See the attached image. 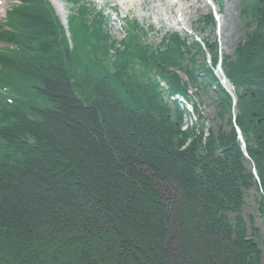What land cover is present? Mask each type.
I'll list each match as a JSON object with an SVG mask.
<instances>
[{
    "label": "trees",
    "instance_id": "obj_1",
    "mask_svg": "<svg viewBox=\"0 0 264 264\" xmlns=\"http://www.w3.org/2000/svg\"><path fill=\"white\" fill-rule=\"evenodd\" d=\"M87 13L69 18L70 44L46 0L14 10L16 49L0 53V264H264V0H240L243 31L222 60L237 109L233 121L217 83L215 130L201 117L182 129L149 77L172 92L185 89L174 69L195 82L186 38L154 52L128 34L110 54ZM252 188L259 224L243 213Z\"/></svg>",
    "mask_w": 264,
    "mask_h": 264
},
{
    "label": "rangeland",
    "instance_id": "obj_2",
    "mask_svg": "<svg viewBox=\"0 0 264 264\" xmlns=\"http://www.w3.org/2000/svg\"><path fill=\"white\" fill-rule=\"evenodd\" d=\"M6 1L7 7L9 4H11L12 0ZM89 1L93 2L97 8L101 6L102 10L104 9V14H107L106 18H108V20L111 18L112 14L110 10H107V8H112L113 10L119 11V21L123 26L128 20H130L138 27L140 40L144 45L146 44L152 46V44H156L158 47L160 46V49L162 50H165L167 46L169 47L170 35L178 34L181 37L186 38V42L192 41V39L197 37L201 38L204 42H207L210 45L216 43V45L218 44L217 47L220 49L221 56H226L233 53L234 47L243 31L242 18L241 15L239 16L240 0H214L218 5L216 10L218 13V21H216L214 18L213 20L209 19L208 15H212V17L214 16L212 8H206L199 4L195 7V9H193V5L191 4L189 8L190 14L188 19L190 20V28L196 35H189L179 28L167 27L162 23V20H155L154 14H152V2L150 0H142L140 3V9H137L136 5L133 4L124 12L121 10L120 4L115 0ZM67 5L69 6L71 4ZM69 11L70 10H68V13ZM109 23H111L110 20ZM218 30H220L219 33ZM110 34L112 37L118 38L113 29L111 30ZM189 47L190 51H192L191 55L187 53L183 54V64L188 65V67L193 70L192 72L195 75L196 80L195 83H193V86L188 85V87L191 89L196 98L198 112L201 114V119L205 125V130H207L206 128L215 130L217 128V123L220 122L218 117V112L220 110L217 106L219 96L213 87L208 85L204 79H202V77L196 75V70L194 69L195 65H198L199 63H205L204 61L207 60L206 58H209V56L212 60L213 53L210 52V50V53H207L206 51L203 53L202 51L196 52L194 47ZM176 74H181V76L184 78L182 75L184 73L182 71L176 69ZM185 81L187 83V80ZM223 114V117H227L226 112ZM223 125L225 126V122H223ZM256 193V190L253 188L246 193L243 213L245 216L252 215L255 222L259 224V218L255 212Z\"/></svg>",
    "mask_w": 264,
    "mask_h": 264
},
{
    "label": "bare ground",
    "instance_id": "obj_3",
    "mask_svg": "<svg viewBox=\"0 0 264 264\" xmlns=\"http://www.w3.org/2000/svg\"><path fill=\"white\" fill-rule=\"evenodd\" d=\"M120 4L121 10L124 12L133 4L140 9L142 0H115ZM152 2L151 9L155 20H162V23L170 28H179L189 35H196L190 28L189 8L193 5V9L199 4L208 8H212L216 13L218 5L214 0H150ZM57 11L63 17L66 14L65 4L62 1H53ZM140 11V10H138ZM220 29V27H219ZM220 30H218L219 33Z\"/></svg>",
    "mask_w": 264,
    "mask_h": 264
},
{
    "label": "water",
    "instance_id": "obj_4",
    "mask_svg": "<svg viewBox=\"0 0 264 264\" xmlns=\"http://www.w3.org/2000/svg\"><path fill=\"white\" fill-rule=\"evenodd\" d=\"M214 74L216 75L221 87L230 95V97L232 99L233 109H234L236 107L237 99H236L235 94L231 90V86H230V83H229L226 75L224 74V72L222 70L220 58L218 59L217 63L215 64ZM235 129H236L237 136H238V139H239V142H240V147H241L242 153L246 157H248V154H247V151H246L245 141H244V138L242 137L240 129L237 126L235 127ZM252 171L254 173L255 178L258 179L254 167H252Z\"/></svg>",
    "mask_w": 264,
    "mask_h": 264
}]
</instances>
